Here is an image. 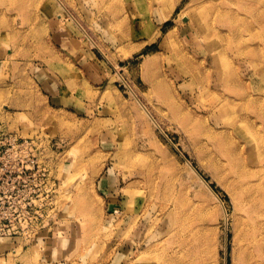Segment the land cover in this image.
I'll list each match as a JSON object with an SVG mask.
<instances>
[{
  "label": "rangeland",
  "instance_id": "1",
  "mask_svg": "<svg viewBox=\"0 0 264 264\" xmlns=\"http://www.w3.org/2000/svg\"><path fill=\"white\" fill-rule=\"evenodd\" d=\"M124 1L0 0V135L38 163V232L0 264H264V188L194 131L216 102L264 139V0Z\"/></svg>",
  "mask_w": 264,
  "mask_h": 264
},
{
  "label": "bare ground",
  "instance_id": "2",
  "mask_svg": "<svg viewBox=\"0 0 264 264\" xmlns=\"http://www.w3.org/2000/svg\"><path fill=\"white\" fill-rule=\"evenodd\" d=\"M99 1H100V5L102 8L107 7L112 11V15L114 19L119 18V17L123 18L122 12L124 8V2H125L124 0L123 2H116L115 0H99ZM128 19L129 18H127L126 20ZM159 86H161V84ZM251 101H254V99L251 98ZM214 103L215 104H213L212 106L213 108L212 116L213 117L211 118H214L215 120L220 121L219 124H222L220 126V129H218L215 126H212L211 125L212 123L210 122L202 124L200 120H198V122H200L199 124L196 125L194 123L197 126L196 130H194V131H197L196 134L200 133L201 135L205 136L206 140L209 142L207 147L206 146L201 147V152L204 155L203 157L208 159L210 163L216 167L217 170L219 168L225 170L224 171L225 173L223 174L236 175L237 179H235V186L237 188H241L243 192H259L260 190H263L264 188V139L263 137L260 136L258 130L251 124L252 121L250 122V120L245 119V118L243 120L239 118L237 114L233 116L231 112H234V109H232V107H230L229 105H225V104L218 105L216 102ZM137 104H138V101H137ZM170 106H171V103H170ZM175 107L176 106H173V110H176L174 109ZM174 112H175V115L178 114L176 111ZM222 112L230 113L232 116L229 119L228 117L224 115L226 119H224L223 121L222 119H219L220 118L219 116L220 114H222ZM262 114L263 113H260V115ZM185 118L186 117H184L183 120ZM185 121H186V124H188L189 120L187 121V118L186 120H184V123ZM210 145L213 148H215L217 152L223 154L226 157V161L228 163L234 164V167H232L230 170H227L225 168H222L221 165L218 164L215 159L210 158L209 154L212 153V151L210 150ZM187 164L190 169V172H192L206 188H208L215 196H217L214 190L211 188L210 183L202 176V174L193 165V163L188 161Z\"/></svg>",
  "mask_w": 264,
  "mask_h": 264
},
{
  "label": "built area",
  "instance_id": "3",
  "mask_svg": "<svg viewBox=\"0 0 264 264\" xmlns=\"http://www.w3.org/2000/svg\"><path fill=\"white\" fill-rule=\"evenodd\" d=\"M1 135L13 146H0V239L32 238L38 232L34 216L38 194L32 188L38 163L29 154L28 140Z\"/></svg>",
  "mask_w": 264,
  "mask_h": 264
},
{
  "label": "crops",
  "instance_id": "4",
  "mask_svg": "<svg viewBox=\"0 0 264 264\" xmlns=\"http://www.w3.org/2000/svg\"><path fill=\"white\" fill-rule=\"evenodd\" d=\"M8 58V54L6 53L5 48H0V62H5Z\"/></svg>",
  "mask_w": 264,
  "mask_h": 264
}]
</instances>
